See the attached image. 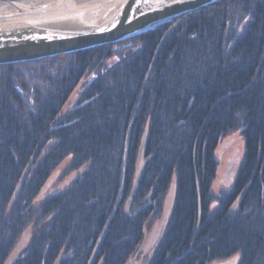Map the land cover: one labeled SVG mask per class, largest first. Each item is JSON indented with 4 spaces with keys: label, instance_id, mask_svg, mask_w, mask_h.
I'll return each instance as SVG.
<instances>
[{
    "label": "trees",
    "instance_id": "obj_1",
    "mask_svg": "<svg viewBox=\"0 0 264 264\" xmlns=\"http://www.w3.org/2000/svg\"><path fill=\"white\" fill-rule=\"evenodd\" d=\"M235 132V180L213 194L215 149ZM66 159L69 186L35 204ZM154 221L144 264H172L191 245L178 264H264V0H221L123 42L0 66V264L30 226L13 264H127Z\"/></svg>",
    "mask_w": 264,
    "mask_h": 264
},
{
    "label": "water",
    "instance_id": "obj_2",
    "mask_svg": "<svg viewBox=\"0 0 264 264\" xmlns=\"http://www.w3.org/2000/svg\"><path fill=\"white\" fill-rule=\"evenodd\" d=\"M86 1L88 0H76L77 7H58L49 5L48 0H0V8L10 9L9 12L0 14V66L50 59L123 42L221 0H104V3L98 5L85 6L87 4L83 3ZM21 3L37 5L22 10L17 6ZM43 138L26 167L17 190ZM138 178L127 206L137 187ZM149 205L150 203L139 207L135 214ZM142 241L143 238L127 264H131ZM191 247L192 245L172 264H178L188 255Z\"/></svg>",
    "mask_w": 264,
    "mask_h": 264
},
{
    "label": "rangeland",
    "instance_id": "obj_3",
    "mask_svg": "<svg viewBox=\"0 0 264 264\" xmlns=\"http://www.w3.org/2000/svg\"><path fill=\"white\" fill-rule=\"evenodd\" d=\"M33 4V3H32ZM37 4H33L31 6H36ZM91 78L87 80H82L80 84L76 87V89L72 92L70 98L66 102L62 113L69 112L74 104L78 99V95L80 93L81 87L83 85L88 84ZM52 145L49 144L46 149H49ZM243 155V140L238 132H235L225 138H222L218 143L215 152H214V159L217 161L218 168H217V175L216 178L211 186L210 192L213 194H217L221 191H228L235 180L236 175V168L237 165L240 163L241 158ZM69 159H66L52 174L50 179L48 180L47 184L41 191L39 197L35 204H38L41 200L55 194L57 192L65 190L73 177L69 176L66 177L63 181H59V177L62 174L63 170L65 169ZM216 207L215 204L211 206L213 210ZM165 218H163L164 220ZM161 221H154L147 224L145 229V235L143 239V243L141 245V253H146L150 250L153 245V242L157 236L159 228L161 226ZM35 230L34 227L27 228L26 232L22 235L16 246L14 247L13 251L11 252L10 256L6 260L4 264H13L17 261L22 253L25 251L26 247L28 246L31 238L34 236ZM142 259V257H141ZM239 261V255L236 254L230 257L228 260L219 263V264H237ZM133 262V261H132ZM131 264H141V260L138 259L136 263Z\"/></svg>",
    "mask_w": 264,
    "mask_h": 264
},
{
    "label": "bare ground",
    "instance_id": "obj_4",
    "mask_svg": "<svg viewBox=\"0 0 264 264\" xmlns=\"http://www.w3.org/2000/svg\"><path fill=\"white\" fill-rule=\"evenodd\" d=\"M89 1V2H88ZM86 1V3L84 2L83 4H87L85 6H88V5H98V4H101V3H104L105 1L104 0H88ZM48 4L51 5V6H71V7H77V2L76 0H48ZM18 8L22 9V10H28L30 9L32 6L29 5L28 3H21L19 5H17ZM84 6V7H85ZM9 8H0V14H4V13H7L9 12Z\"/></svg>",
    "mask_w": 264,
    "mask_h": 264
},
{
    "label": "flooded vegetation",
    "instance_id": "obj_5",
    "mask_svg": "<svg viewBox=\"0 0 264 264\" xmlns=\"http://www.w3.org/2000/svg\"><path fill=\"white\" fill-rule=\"evenodd\" d=\"M141 255H142V262H141V264H144V262L147 259L148 253L147 252L146 253H141Z\"/></svg>",
    "mask_w": 264,
    "mask_h": 264
}]
</instances>
